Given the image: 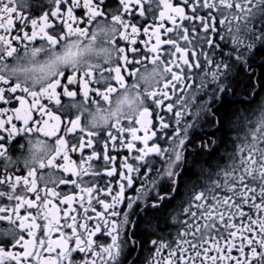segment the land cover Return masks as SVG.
Returning <instances> with one entry per match:
<instances>
[{
  "label": "snow or ice",
  "instance_id": "obj_1",
  "mask_svg": "<svg viewBox=\"0 0 264 264\" xmlns=\"http://www.w3.org/2000/svg\"><path fill=\"white\" fill-rule=\"evenodd\" d=\"M31 2L0 0V264H119L142 206L175 228L147 235L146 264H264V98L228 164L207 152L181 179L202 119L236 127L213 109L234 69L264 60V0H119L111 15L49 0L39 16ZM17 136L45 156L14 167Z\"/></svg>",
  "mask_w": 264,
  "mask_h": 264
},
{
  "label": "flooded vegetation",
  "instance_id": "obj_2",
  "mask_svg": "<svg viewBox=\"0 0 264 264\" xmlns=\"http://www.w3.org/2000/svg\"><path fill=\"white\" fill-rule=\"evenodd\" d=\"M48 2L49 0H32L31 7L26 10L25 14L30 16H39L44 11L48 10ZM102 7L104 8L106 15L114 14L116 9L119 7V0H103ZM81 12L82 10H78V14ZM111 35V32H108L107 34L101 32L97 36L93 48L99 50L110 47V45H107L105 41L110 39ZM87 43L88 41H84V44ZM225 51H227V49H225ZM45 55H47V53H41V58H43ZM28 59V57H24L22 54H20L19 63H27ZM85 59H90L93 62H103L104 54L101 53L99 56H97L96 53L93 52L85 57ZM263 62L264 60H262L259 55L256 56L254 62L253 60H249L251 67L247 69L248 75H245L244 72L234 69L233 78L229 80V87L231 89L230 94L228 96L222 97V100L217 104L216 109H213L214 111L220 109L221 104L225 99L239 101L248 100L251 98L250 103L241 104L233 111L236 112L239 110L240 112H243L249 119L240 121L237 120L235 116H231V119L236 127H230L229 130H226V138L228 141L227 147L224 146V142L221 141V138H217V134L219 131L221 134V130L218 131L217 126L214 125L210 119H202L200 121L199 127L190 134V141H194V143H190V151L193 154L188 156V161L185 164L184 173H187V175L182 174L181 179H196L197 171L193 170L194 168H191L194 166L193 162L195 158H204L207 152L213 153L211 157V162L213 165L217 163L226 165L230 162L227 154L233 150V141L239 143L240 141L237 139V137L243 138L245 133L253 126L250 121L255 120L256 115H258V105L260 104L261 98H264V92H261L260 88L258 87L260 78V64ZM11 63L15 64L17 61L13 60ZM253 73L255 75H252ZM19 78L23 80L24 77L20 76ZM253 85H257V87L253 88ZM257 93L259 95H257ZM87 107L91 106L89 105ZM93 111L95 110L93 109ZM125 111H129V109L126 108ZM189 119H191V117H189ZM0 135L7 136V133L0 132ZM212 141H215V144H213ZM23 143V138L21 136H17L10 145H6L9 147L10 155L15 162L13 165L14 167H23L25 163H28L29 166H32L34 159L38 160L45 156V152L36 153L33 157L27 153L26 148L24 150H20L19 145ZM201 144L208 145V148L205 149L204 153L198 151ZM73 158L75 159L76 157L74 156ZM206 159L209 160V157L206 156L205 160ZM117 163H119V158ZM149 203H151V200ZM136 211L138 212V215H131L130 217L131 221L133 222V228L124 236V239L136 240L137 243L135 245L129 244L123 249L121 256L119 257V264H146V258L149 255L148 249L151 248V245L145 243V238L147 235L151 234L154 229L156 235H165L167 237L170 233L171 236L168 237L169 239L175 237V228H168L164 233L160 232V229L163 228L164 225L157 219V215L150 211L147 207L142 206L141 209H137ZM169 211H171V208ZM132 232H136L137 235H132ZM152 238L155 239L156 236L153 235Z\"/></svg>",
  "mask_w": 264,
  "mask_h": 264
},
{
  "label": "trees",
  "instance_id": "obj_3",
  "mask_svg": "<svg viewBox=\"0 0 264 264\" xmlns=\"http://www.w3.org/2000/svg\"><path fill=\"white\" fill-rule=\"evenodd\" d=\"M261 74H264V62L260 64V76H261ZM222 104H224L225 106L224 107H220L218 114L222 115V114L227 113L230 118H231L232 113L235 110V108H238L241 105L240 103H236V101H232V100H228V99L223 100ZM229 128L230 127H226L225 129H222L221 130V134H220V131H219V133L217 134V138H221V141L224 142V140H225V138L227 136L226 130H229ZM206 156L207 155H205V157ZM205 157L204 158H199V159L195 158V160L193 162L194 166H192L191 168H194L193 170L197 171L198 164L202 160H205ZM192 174H193V172H192Z\"/></svg>",
  "mask_w": 264,
  "mask_h": 264
}]
</instances>
